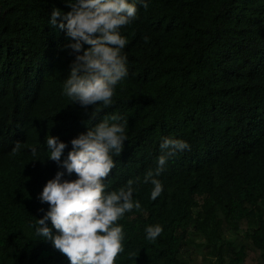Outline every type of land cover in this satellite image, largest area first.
Here are the masks:
<instances>
[{"label": "trees", "instance_id": "1", "mask_svg": "<svg viewBox=\"0 0 264 264\" xmlns=\"http://www.w3.org/2000/svg\"><path fill=\"white\" fill-rule=\"evenodd\" d=\"M67 2L0 0V264H70L36 235L46 183L58 171L77 178L48 158L46 138L66 142L63 161L105 119L127 136L105 190L132 179L141 202L118 221L115 264H264V0H129L136 18L119 30L128 73L110 105L87 109L64 93L75 57L66 29L49 24ZM165 137L190 150L169 158L152 200L143 177Z\"/></svg>", "mask_w": 264, "mask_h": 264}, {"label": "clouds", "instance_id": "2", "mask_svg": "<svg viewBox=\"0 0 264 264\" xmlns=\"http://www.w3.org/2000/svg\"><path fill=\"white\" fill-rule=\"evenodd\" d=\"M67 4L70 11L62 13L53 9L49 20L54 28L66 29L70 43L63 47L75 57L64 93L84 109L99 103L108 106L115 86L128 73L127 58L121 55L127 41L119 30L136 18L137 6L129 0H68ZM144 7L147 8L146 2ZM121 119L117 115L111 117L112 121ZM126 139L123 124H110L105 119L73 138L71 151L61 161L66 142L52 135L46 138L48 158L66 169L69 176L75 173L77 178L62 179L65 172L58 171L46 183L39 199L50 207L37 220L36 235L50 240L70 264H115L124 251L125 233L118 221L133 209L139 211L141 202L133 199L132 179L118 191H106L104 182L115 167L112 153L119 155ZM19 147L17 144L13 152ZM160 150L157 167L149 169L143 177L145 184L153 186L152 200L163 191L157 177L169 158L190 150V145L181 139L165 137ZM49 220L52 227L48 225ZM162 231L159 224L149 225L145 229L146 238L155 241Z\"/></svg>", "mask_w": 264, "mask_h": 264}]
</instances>
